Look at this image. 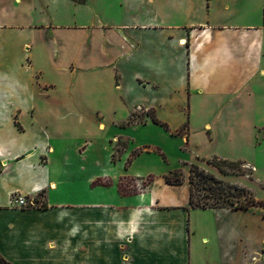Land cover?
<instances>
[{"label": "crops", "instance_id": "obj_1", "mask_svg": "<svg viewBox=\"0 0 264 264\" xmlns=\"http://www.w3.org/2000/svg\"><path fill=\"white\" fill-rule=\"evenodd\" d=\"M213 157L264 170V0H0L8 262L264 264V208L191 206L190 166Z\"/></svg>", "mask_w": 264, "mask_h": 264}, {"label": "trees", "instance_id": "obj_2", "mask_svg": "<svg viewBox=\"0 0 264 264\" xmlns=\"http://www.w3.org/2000/svg\"><path fill=\"white\" fill-rule=\"evenodd\" d=\"M73 2L84 4L87 0H72ZM147 115L152 119V121L164 127L167 131H169V127L167 124L162 123L156 118L155 111L150 110L147 112ZM135 113L131 115L129 120L125 123L121 124L122 128H126L131 125L135 121ZM187 128V125L182 127L179 131L172 133L173 135L181 136L183 133V129ZM207 163L216 167L222 174L225 175H249L250 179L254 178V170L248 168L247 163L245 161H229L222 159L220 157H213L208 160ZM182 174L181 172H179ZM177 173H174L172 176L166 177V181L169 184H181L182 181H177L176 183L173 181V177ZM190 184H191V206L195 209H217V208H232V209H251L253 207H262L264 208V200H257L252 191L247 188H243L242 197H239L238 202L236 203L233 198V193L225 192V190L230 189L231 186L225 185V183L220 180L215 174L211 172H207L204 168L199 166L198 164H192L190 166ZM198 187V189L204 190L206 192V198H211L213 202L198 201L196 203L194 197V191ZM249 196V198H248ZM243 198V199H242ZM228 206V207H227ZM0 264H12L8 262L4 257L0 255Z\"/></svg>", "mask_w": 264, "mask_h": 264}, {"label": "rangeland", "instance_id": "obj_3", "mask_svg": "<svg viewBox=\"0 0 264 264\" xmlns=\"http://www.w3.org/2000/svg\"><path fill=\"white\" fill-rule=\"evenodd\" d=\"M135 113V121L136 123H144L145 119H146V110L145 109H136L134 111ZM183 134H186L187 133V128H184L183 129ZM124 143L121 142V145H123ZM116 150L117 152L119 153L121 151V147L119 146H116ZM239 161V160H237ZM243 161V160H242ZM207 172H211V173H215V175L220 179L222 180L225 185L227 186H231L230 189L227 188V190H225V192H228V193H233V198L234 201L237 203L238 202V199L239 197H242V190L243 188H247V189H250L248 188L247 186L243 185V184H238V183H231V182H228L224 179V177H222L220 175V173H218L217 171L216 172H212V166H205L203 167ZM238 176H242L246 179H249V180H252L250 179L249 175L245 174V175H238ZM254 178L256 179L257 182L259 181H264V170L263 169H259L258 171L254 170ZM254 179V180H255ZM183 180V175L180 174V173H177L174 177H173V181L176 183L177 181H182ZM263 189L262 187L260 188V190ZM251 190V189H250ZM252 191V190H251ZM256 192H258L257 194L260 195L259 191L256 190ZM252 194L254 195V197L259 200L258 197H256V194L254 191H252ZM206 192H204V190H201V189H198V187H196L195 191H194V197H195V201L196 203H198V201H205V200H208L209 202H213V200L210 198H206ZM249 198V196H248ZM243 199V198H242ZM228 207V206H227ZM252 209H257V211H263V209L261 207H253Z\"/></svg>", "mask_w": 264, "mask_h": 264}, {"label": "built area", "instance_id": "obj_4", "mask_svg": "<svg viewBox=\"0 0 264 264\" xmlns=\"http://www.w3.org/2000/svg\"><path fill=\"white\" fill-rule=\"evenodd\" d=\"M9 203L11 207L14 208H33L36 206H44V204L40 201H37L35 198H29L21 193H12L9 199Z\"/></svg>", "mask_w": 264, "mask_h": 264}]
</instances>
